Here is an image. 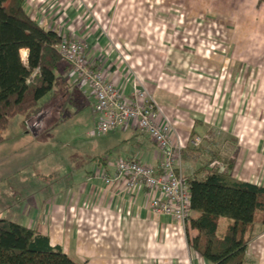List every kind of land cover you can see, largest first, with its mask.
<instances>
[{"label": "crops", "instance_id": "obj_1", "mask_svg": "<svg viewBox=\"0 0 264 264\" xmlns=\"http://www.w3.org/2000/svg\"><path fill=\"white\" fill-rule=\"evenodd\" d=\"M94 5L101 8L96 18L88 14ZM26 9L60 36L85 40L91 62L127 99L137 76L175 127L185 153L192 134H211L212 144L233 162L234 178L264 186V122L244 87L251 78L227 72L233 63L229 50L239 43L233 46L225 36L264 32V0H26ZM245 15L251 18L246 28ZM234 16L236 24L228 19ZM78 89L83 93L77 105L94 108L90 88ZM186 99L188 106H181ZM117 132L127 138L114 145L126 158L111 163L98 155L70 183L50 188L44 203L32 195L31 205L20 207V213L31 209L24 226L48 236L78 264H212L189 247L178 222L149 209L152 198L164 199L160 192L106 185L102 177L114 178L120 161L148 166L161 161L150 136L133 126ZM197 166L184 160V173L191 175ZM247 264H264V229L248 245Z\"/></svg>", "mask_w": 264, "mask_h": 264}, {"label": "trees", "instance_id": "obj_2", "mask_svg": "<svg viewBox=\"0 0 264 264\" xmlns=\"http://www.w3.org/2000/svg\"><path fill=\"white\" fill-rule=\"evenodd\" d=\"M60 41L57 31L27 12L26 0H0V143L11 121L17 116L29 120L49 94L54 96L49 110L57 98L75 104L82 99L79 83L70 76L72 67L56 50ZM212 143L184 153L186 161L198 165L187 176L194 215L187 221L186 239L212 264H247L248 245L264 229V186L234 178L233 162ZM220 218L231 221L224 234L219 233ZM0 264L78 263L38 230L0 217Z\"/></svg>", "mask_w": 264, "mask_h": 264}, {"label": "rangeland", "instance_id": "obj_3", "mask_svg": "<svg viewBox=\"0 0 264 264\" xmlns=\"http://www.w3.org/2000/svg\"><path fill=\"white\" fill-rule=\"evenodd\" d=\"M100 9L94 5L88 14L96 18L95 16H97ZM249 16L245 15V18H242L241 23L245 25V28L250 26L249 21L251 18H248ZM228 19L230 23L236 24L237 18L235 16L228 17ZM179 21L183 25V20ZM225 36L228 43H239L238 47L233 44L234 48L229 50L230 59L233 60V63L229 65L227 72L228 74L251 78V83L249 84L246 81L244 87L249 91V96L253 97L259 105L258 114H255L256 117L258 115L259 120L264 122V32L237 33L229 31ZM23 56L24 58L27 57L26 50H23ZM134 78L138 79L137 76H134ZM138 82H140L139 79ZM231 87L235 88L233 85ZM244 87L241 86L240 88ZM79 93L82 95L83 91L79 90ZM53 97L52 94L46 96L39 102L38 107L33 112L32 117L42 112H50L47 120L49 127L40 136L34 137L29 132L26 125L28 120L23 116L14 118L11 121V129L3 135L4 140L0 143L1 218L20 221L23 225L27 224V221H30L28 217H30L31 209L26 211L28 214L25 209L21 210L20 213V207L22 208L26 204L31 205L32 195L37 200L42 198L44 203L47 197L51 195L50 188L60 187L64 185L65 181L70 183L76 178L75 175L81 174L80 169L82 167L84 169L82 173L92 167L94 164L93 159L98 155L109 159L111 163L126 158L123 154L118 153L119 151L114 146L116 141L124 143V140L127 139L122 132L94 135L93 137L89 135L95 131L98 123V115L94 112L92 104L87 103L86 106L84 104L80 106L73 102L66 103L64 98L60 97V99L57 98V103H54V106L50 107L49 110L48 107L52 105ZM181 102V106H188L187 99L181 100ZM163 117L172 125L175 141L180 142L173 124L164 115ZM22 118L26 120L23 123ZM192 135L189 145V148L192 149H199L206 141L213 140L211 134ZM197 137L208 138L204 139L198 147H195L193 141ZM183 150L184 162L185 148ZM37 202L39 203V201ZM21 214L22 216H19ZM261 217L262 214L257 212L256 218L260 219ZM230 222L226 218H220V234L225 233Z\"/></svg>", "mask_w": 264, "mask_h": 264}, {"label": "built area", "instance_id": "obj_4", "mask_svg": "<svg viewBox=\"0 0 264 264\" xmlns=\"http://www.w3.org/2000/svg\"><path fill=\"white\" fill-rule=\"evenodd\" d=\"M56 50L71 67L78 83L90 88L95 100L94 110L98 123L94 135H108L133 126L150 136L159 151L161 161L156 166L144 165L136 160H123L117 164L114 178L105 174L106 185L120 183L126 191L139 188L160 192L164 199L152 198L149 209L159 216H170L184 229L192 214L191 193L188 178L183 170V145L175 141L173 127L161 113L154 97L148 93L137 78L133 92L127 99L108 75L98 69L89 58L90 45L74 35H61ZM197 137L193 145L198 147L204 139Z\"/></svg>", "mask_w": 264, "mask_h": 264}, {"label": "water", "instance_id": "obj_5", "mask_svg": "<svg viewBox=\"0 0 264 264\" xmlns=\"http://www.w3.org/2000/svg\"><path fill=\"white\" fill-rule=\"evenodd\" d=\"M49 115L50 112H42L27 121L29 132L34 137H38L44 132L47 127V120Z\"/></svg>", "mask_w": 264, "mask_h": 264}]
</instances>
